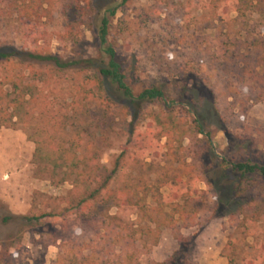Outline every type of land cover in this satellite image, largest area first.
<instances>
[{"label": "rangeland", "instance_id": "obj_1", "mask_svg": "<svg viewBox=\"0 0 264 264\" xmlns=\"http://www.w3.org/2000/svg\"><path fill=\"white\" fill-rule=\"evenodd\" d=\"M21 1L0 0V50L25 51L35 41L45 52L93 59L99 68L103 56L95 32L105 11L116 6L109 43L127 83L135 95L162 86L166 99L136 113L129 103L113 105L99 96L85 101L79 86L92 72L57 74L39 65L0 63L2 83L21 76L25 83H43L47 110L70 115L72 98L81 102V149L102 123L105 178L119 163L99 200L74 209L72 182L54 183L39 171L36 146L28 139L32 127L0 128V245L21 248L9 264H129L135 251L141 264H229L228 258L264 263V180L256 175L239 186L223 169L228 162L264 166V5L256 10L236 0H34L43 6V18L34 27L39 33L27 37ZM167 118L175 123L170 139L154 127ZM200 126L207 137H195ZM45 128L44 146L54 147L50 138L59 135ZM172 186L199 212L195 224L180 228L182 242L168 227L157 244L154 237L135 234L150 226L148 216L129 209L121 215L114 205L137 188L140 197L147 194V209L157 210ZM65 209L71 210L68 217ZM47 214L53 217L31 225L20 221ZM117 215L124 230L114 236L108 216ZM5 217L14 220L4 224Z\"/></svg>", "mask_w": 264, "mask_h": 264}, {"label": "trees", "instance_id": "obj_2", "mask_svg": "<svg viewBox=\"0 0 264 264\" xmlns=\"http://www.w3.org/2000/svg\"><path fill=\"white\" fill-rule=\"evenodd\" d=\"M226 1L228 0H218L217 3ZM236 1H240L245 7L256 10H261L264 5V0ZM127 2L128 0H123V3ZM21 3L23 5L19 8V19L25 26L27 37H31L39 33L36 32L37 30L34 27L43 18L38 12V9H41L43 6L41 4L38 6L34 0H22ZM117 11L118 8L116 6L108 8L102 15L97 31L95 32L103 56L99 68H95L96 61L93 59L66 60L51 52H45L42 48H39L40 46L35 41L30 43L25 51L13 49L0 50V63L9 65L10 62L15 61L20 65H30L29 69H32L33 65H39L42 68L48 67L52 72L57 74H63L69 71L77 72L78 74L92 72L93 74L91 76L87 75L84 77V82L79 86L81 90L79 92L84 96L85 101H88L91 97L95 98L99 96L101 100H107L113 105L120 106L122 103H129L136 113L147 104L164 102L166 93L162 86H149L135 95L133 89L127 83L122 64L118 59L117 50L109 43L110 21L116 16ZM6 83L0 82V128H16L19 125L32 127L28 139L36 146L34 159L38 163L39 171L47 173L50 180L54 183L57 179H59L60 184L72 182L76 190L70 193L71 196H74L71 197L70 204L73 205L74 209H79L83 205L98 201L101 195L108 189V183L112 175L119 169L118 163L116 170L109 177L105 178V169L100 163V157L106 143L104 135L105 129L102 123L95 125L96 134L92 138L93 141L90 140L87 149L82 150L81 144L84 142L83 132H81L83 112L78 109L81 102H78L74 97L72 98L71 103L67 104V107L71 111L70 115L64 114L62 110L60 112L54 111L53 109L47 110L46 105L42 103V100H45L42 98L43 93L41 90L43 83L36 85L25 83L23 82L22 76L16 82L8 77ZM6 85L10 88L9 91L5 89ZM156 124L157 126L154 124V127L162 130L159 132V135L170 139L175 126L174 120L171 118L163 120L157 119ZM45 127H49V131L53 134L59 135L58 138H50L53 142L55 141L53 144L54 147L45 148L44 146L45 142L42 139L47 133ZM185 135L186 133L182 137H185ZM196 136L207 137L201 126L199 127V131L195 132ZM68 138L70 139L67 140ZM122 155H125V151ZM122 155L119 156L118 161L122 159ZM223 165V169L230 171L233 176L238 178L239 186L256 175L264 180V166L253 164L250 161L244 163L228 162L223 163ZM93 183L97 184L95 188H92ZM207 187L208 189L212 188L208 183ZM197 193L200 192L194 191L193 195ZM129 194H126L127 196L125 198L121 196L115 198L118 201L114 204L118 213L120 212L121 215L127 216L130 213L133 214V211L135 213L136 211H140L146 214L150 226L140 227L134 233L154 237L155 244L160 240L162 227L171 229L175 240L182 242L184 238L180 234V228H189L191 226L188 222L193 221L192 223L195 224L198 219V210L196 211V209L190 208V199L177 186L170 188V193L165 198L163 206L157 210L147 209L145 206L147 194L140 197V189L136 188L135 192ZM168 208L171 209L169 213L165 212ZM126 209L131 210V212L126 214ZM70 211V209H65L63 211L64 216L68 217ZM154 211L158 215L157 218L152 214ZM46 217L51 218L53 214L35 218L24 217L20 221L23 220L26 224L31 225L32 222H39ZM108 217L109 221H111L109 223L110 232L114 236L120 235L124 228L117 223H123L122 218L119 215ZM12 220H14L13 217H5L3 222L4 224H10ZM131 237L133 236L131 235ZM13 247L15 250L14 253H11L10 250ZM0 249V264H3L5 261H8L7 264H9L10 260L14 263L21 250L18 244L7 246V248L0 245ZM128 258L129 264H141L136 251ZM228 259L229 264H235L233 259ZM83 260L87 261L89 258H83ZM246 264H257V262L247 261Z\"/></svg>", "mask_w": 264, "mask_h": 264}]
</instances>
